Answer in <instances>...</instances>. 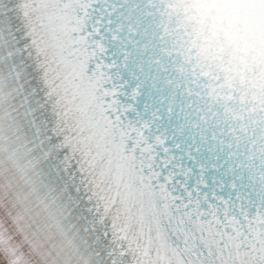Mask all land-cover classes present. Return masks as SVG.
Segmentation results:
<instances>
[{"label": "snow or ice", "instance_id": "snow-or-ice-1", "mask_svg": "<svg viewBox=\"0 0 264 264\" xmlns=\"http://www.w3.org/2000/svg\"><path fill=\"white\" fill-rule=\"evenodd\" d=\"M11 16V29L12 32H6L0 42V60L6 64L15 75L19 76L21 81L23 79V72L20 70V64L18 60H23L25 55V48L27 45L21 46L19 41V32L15 31L18 27L17 20L15 17V10L10 14ZM0 31H4L3 27L0 26ZM165 142L162 140L161 145H164ZM136 148L142 149L145 153H151L154 160L153 177L157 182V186L163 191L170 192L171 200L173 205L177 210H183L182 215H194L199 216V212L196 209V205L199 203L200 197L202 194L207 195L206 189L211 187L208 183L206 177V170L204 165H200L201 171L196 180V183L191 182L192 177L196 175L191 168H185L183 160H177L176 154L171 152L170 149H165L168 152V155L159 156V159L156 160L155 157L158 155L156 153V145L150 144L145 141L144 143L137 142L136 146L133 148L135 153ZM197 148L195 145L188 147V154L191 156ZM195 158V157H193ZM240 167L243 168L245 165L241 161ZM251 167V165H248ZM237 169L233 167V170L225 176L217 177L218 182H222L224 186L227 185L229 179H231L232 187L235 190L239 187L237 181L243 182L245 177L243 174L237 175ZM249 184L255 180L256 183L260 185V190L257 192L259 197V204L256 217L250 215H245L242 220H238L235 224L233 234H239L241 240H247L249 243L245 245L246 248H252V241L255 237L260 239L256 241L257 247L261 251H264V172L258 180L255 177L249 176ZM255 190V189H254ZM223 191V188H218L212 196V199L216 200L217 203L211 204L212 208H217L218 205L224 208L225 219L221 221L223 228L227 231L230 228H233L232 221L237 220L236 217H230L228 213L231 211V203L225 200L223 197L219 196V192ZM251 193L248 196V203H252L250 199ZM91 199V197H89ZM245 199V198H241ZM211 203V201H210ZM241 212H244V204H241ZM107 217H101L102 222L106 220ZM216 219H219L217 216ZM116 225L113 224L112 228L115 229ZM105 236L110 235V233L105 230ZM98 238V242H99ZM121 242L117 243L116 238H113V244L108 256L111 259V264H121V258L128 259L131 257V262L134 264H142L135 254L130 253V246L123 243V237L119 238ZM0 264H7V260L0 259Z\"/></svg>", "mask_w": 264, "mask_h": 264}]
</instances>
